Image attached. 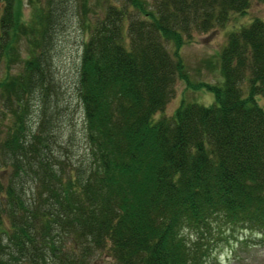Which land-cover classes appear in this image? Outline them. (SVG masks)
I'll list each match as a JSON object with an SVG mask.
<instances>
[{
    "label": "trees",
    "instance_id": "trees-1",
    "mask_svg": "<svg viewBox=\"0 0 264 264\" xmlns=\"http://www.w3.org/2000/svg\"><path fill=\"white\" fill-rule=\"evenodd\" d=\"M252 1L101 0L85 23L88 0H0V264H206L208 237L264 235V20L227 30L221 84L179 53ZM73 21L74 102L53 63ZM177 80L213 99L163 114Z\"/></svg>",
    "mask_w": 264,
    "mask_h": 264
},
{
    "label": "rangeland",
    "instance_id": "rangeland-1",
    "mask_svg": "<svg viewBox=\"0 0 264 264\" xmlns=\"http://www.w3.org/2000/svg\"><path fill=\"white\" fill-rule=\"evenodd\" d=\"M99 1L101 0H88L87 9L84 13L82 12L85 23H88L92 15L98 10ZM21 11L23 17L26 18L29 13L26 0H22ZM253 18L264 20V1H252L244 15H232L222 28L211 29L207 32L196 34L191 41L184 43L179 48V53L185 64L189 79L193 83L221 84L222 77L219 74L216 63L218 52L225 43L227 30L235 28L234 26L238 24L246 23ZM61 32L53 48L55 55L53 63L57 70L56 75L61 84L62 91L64 87L65 99H72V102H74L72 98V84L76 77L81 40L86 38L87 32L82 30V25L77 21L66 24L64 30ZM167 47L171 51V44H168ZM1 73L2 70L0 69V75ZM180 98H184L185 101L194 100L197 103L204 104L210 102L213 99V95L201 86L186 88L183 81L177 80L174 83L173 96L164 106L162 113L170 115L176 108ZM157 115L160 114L156 113L154 117H157ZM79 117L80 114L75 113L76 124L74 128L77 130L78 147L82 143V140L79 139L81 135ZM184 236L186 239L191 240L194 238V233L191 230H185ZM208 238L211 242L207 246L210 247L211 252L207 257L208 262L206 264H264V235L262 233L242 231L235 238H231L225 242L212 241V236ZM101 256L100 258L94 257V260H91V264H114L109 258L104 255Z\"/></svg>",
    "mask_w": 264,
    "mask_h": 264
}]
</instances>
